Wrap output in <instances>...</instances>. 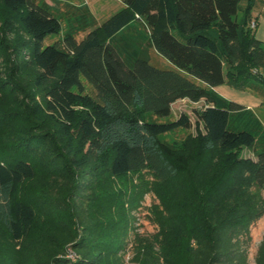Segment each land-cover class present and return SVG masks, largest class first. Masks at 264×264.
<instances>
[{
	"label": "trees",
	"instance_id": "trees-1",
	"mask_svg": "<svg viewBox=\"0 0 264 264\" xmlns=\"http://www.w3.org/2000/svg\"><path fill=\"white\" fill-rule=\"evenodd\" d=\"M121 2L99 26L81 13L80 39L68 30L44 45L62 28L51 5L0 0V264H121L147 189L160 198V238L137 236L135 261L247 264L250 225L264 215V120L214 87L264 92L254 1ZM138 40L174 67L151 63ZM180 98L204 99L202 128L168 141L189 116H153ZM130 175L140 181L129 189L118 180Z\"/></svg>",
	"mask_w": 264,
	"mask_h": 264
},
{
	"label": "rangeland",
	"instance_id": "rangeland-1",
	"mask_svg": "<svg viewBox=\"0 0 264 264\" xmlns=\"http://www.w3.org/2000/svg\"><path fill=\"white\" fill-rule=\"evenodd\" d=\"M46 2L51 5L53 11L59 15L62 21V28L59 34H50L45 37L43 44L46 45L62 36L65 31L73 30L75 37L80 39L90 27L99 26L107 17L123 6L121 0H38ZM254 4L251 9V17L255 21L253 33L256 38L264 41V0H253ZM245 0H240L243 5ZM81 13H84L85 19L90 21V25L83 28V21L81 22ZM87 13V14H86ZM85 20V21H86ZM136 29L144 31L141 25H136ZM135 29V31H136ZM135 31H133L135 33ZM141 42V40H138ZM142 46L147 49L149 60L158 67L173 68V64L164 56L159 54L146 41L141 42ZM3 68V58L0 57V69ZM2 73V72H0ZM214 89L227 99L234 100L243 105H247L252 111L262 120H264V92L254 91L248 86H236L230 83H222L216 85ZM0 93H2L0 91ZM1 97V96H0ZM3 99V97L1 98ZM205 106L204 99L198 101H191L188 98H180L171 104V112L166 117H156L158 120L174 119L179 116L181 112L186 113L191 121V126L188 128H178L170 133L163 135V138L168 141H181L189 136H194L202 128L201 122L196 117L195 110ZM241 154L246 157L253 158V154L248 149H242ZM145 177L150 178L148 175ZM140 178L136 175L118 180L119 183L125 184L129 189L139 183ZM161 208L160 198L152 189H147L143 192L138 203L130 209L132 221L130 228L124 238V246L121 250V264H139L133 259L135 254L136 237L148 238L154 240L158 237L159 225L156 221V209ZM251 239L247 248V264L255 263V256L259 242L264 235V215L254 220L250 225ZM161 236V235H160ZM157 245V242H156ZM158 247V245H157ZM68 256L73 257L71 252ZM27 259V260H26ZM26 264H31L26 258ZM185 256H181L177 264H189Z\"/></svg>",
	"mask_w": 264,
	"mask_h": 264
},
{
	"label": "built area",
	"instance_id": "built-area-1",
	"mask_svg": "<svg viewBox=\"0 0 264 264\" xmlns=\"http://www.w3.org/2000/svg\"><path fill=\"white\" fill-rule=\"evenodd\" d=\"M250 25L252 26V27H254V25H255V21L254 20H252L251 22H250ZM72 251H69L68 252V254H67V256L71 253ZM73 253V252H72ZM73 256H74V254H73ZM70 257V256H69Z\"/></svg>",
	"mask_w": 264,
	"mask_h": 264
}]
</instances>
